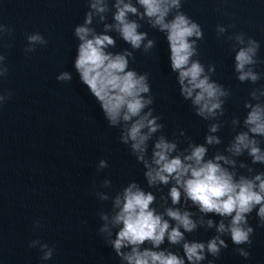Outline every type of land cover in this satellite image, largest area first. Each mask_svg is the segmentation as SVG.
I'll use <instances>...</instances> for the list:
<instances>
[{"label":"water","instance_id":"95a60500","mask_svg":"<svg viewBox=\"0 0 264 264\" xmlns=\"http://www.w3.org/2000/svg\"><path fill=\"white\" fill-rule=\"evenodd\" d=\"M87 10V0H0V23L13 29L10 35L0 36V54L5 56L0 67L9 69L7 76L0 77V92L10 93L9 98L0 101V264H121L106 243V234L99 232L105 223L100 219V212L111 218L112 197L132 180L155 195L150 207L157 212L173 207L193 214L197 228L191 233L185 232L186 240L203 242L206 246L208 240L219 235L225 241L227 247H222L216 257L205 247L206 258L199 264H209V261L264 264V224L256 215L258 206L247 215L248 224L254 230L251 244L235 245L227 233H217L215 227L221 219L227 224L230 218L201 213L183 194L180 203L173 205L168 197L173 181L168 185L148 186L142 163L137 162L128 146L120 143L119 129L109 126L74 68L79 43L74 27L83 22ZM182 11L202 27L198 58L206 70L209 64H214L216 70L211 78L230 89L223 116L205 120L195 114L191 101L180 95L177 74L170 68L165 35L145 21L140 22L142 27L138 30L146 31L148 39L155 40L154 48L148 52L143 47L134 50L112 31L108 34L113 36L116 45L108 51L116 53L127 48L133 52L134 60L130 58L129 67L148 74L154 97L153 114L160 117L161 131L168 139L178 138L179 151L189 143L179 136L184 130L195 144H204L209 134L221 138L220 144L206 145V159L218 152L230 156L226 151L230 141L237 132L246 130L243 118L248 110L244 108V101L251 99V89L264 86V0H182ZM105 22H113L111 13ZM217 25L235 27L217 36ZM91 27L97 33L103 32V23L94 20ZM34 32L43 35L47 44L37 45L33 52L26 54L27 35ZM234 32H243L245 39L251 36L260 43L255 70L262 76L255 84L236 78L234 41L227 38ZM62 71L70 72L72 79L57 80ZM234 116L241 121L235 130L231 125ZM212 123L221 125L216 133L208 131ZM257 139L264 151V137ZM150 154L151 142L149 157ZM231 158L237 161L236 178L240 175L251 178L264 172V164H252L247 151ZM101 159L108 162L106 168H99ZM240 162L248 164L253 171L240 168ZM223 166L232 170L230 165ZM104 180H110L111 185L104 186ZM98 192L107 193L109 199L101 201ZM201 218L204 225L199 223ZM209 219L214 222L211 228L206 223ZM169 222L175 224V221ZM118 227H112L113 239ZM36 239L54 249L51 259H41L39 245L29 247ZM151 247L149 241L141 245V248ZM238 249L250 255L245 258ZM154 250H169L184 256L182 242L173 245L167 238ZM185 264H189L186 257Z\"/></svg>","mask_w":264,"mask_h":264},{"label":"clouds","instance_id":"9594fccd","mask_svg":"<svg viewBox=\"0 0 264 264\" xmlns=\"http://www.w3.org/2000/svg\"><path fill=\"white\" fill-rule=\"evenodd\" d=\"M87 6L83 22L74 27V35L79 41L74 68L81 83L87 86L99 104L109 126L119 129L120 143L128 146L137 162L142 163L148 186L168 185L173 181L168 191L173 205L180 203L183 194L186 200L198 206L201 213L230 218L227 224L221 219L215 225L217 233H227L235 245L251 244L250 236L254 230L248 224L247 215L257 206L256 215L264 224V172H258L251 178L245 175L236 178L237 161L231 157L241 156L247 151L252 164H264V151L257 139L264 137V86L251 89V99L244 101V108L248 110L243 118L246 130L237 132L230 141L226 148L230 156L218 152L206 159V145L220 144L221 138L209 134L204 144H195L184 130L180 131L179 136L189 143L186 149L179 151L178 138L168 139L161 131L163 124L158 122L160 117L153 114L151 105L154 97L148 74L138 73L129 67L130 58L134 60L133 52L129 49L116 53L108 51L116 45L115 39L108 33L115 31L132 49L143 47L145 52L155 47V40L148 39L146 31L138 30L142 27L140 22L145 21L151 28L163 33L168 42L170 68L177 74L180 95L191 101L197 116L208 120L223 116L225 98L231 93L230 89L211 78L216 70L215 65L209 64L206 70L205 64L198 58V41L203 39L201 25L182 11V0H87ZM108 13H111V23L105 22ZM94 20L103 23V32L97 33L91 27ZM234 27L217 25V36ZM12 31L11 27L0 23V36L10 35ZM245 37L243 32H234L227 38L234 41L232 49L236 78L240 82L255 84L262 76L255 70L259 63L260 43L251 36ZM145 40L147 43H144ZM27 42L26 54L33 52L37 45L47 44L39 32L27 35ZM4 59L5 56L0 54V61ZM8 71V66L0 67V77L7 76ZM56 79L70 81L72 75L62 71ZM9 96L7 91L0 92V101ZM240 123V117L234 116L231 120L233 130ZM220 128L219 123H212L208 131L216 133ZM223 165H230L232 170ZM107 166L105 159L99 161L100 169ZM239 167L253 171L245 162H240ZM103 185L108 187L111 181L104 180ZM97 195L101 201L109 199L107 193L98 192ZM155 199L152 192H146L132 180L112 197L111 218L107 213L100 212V219L105 223L100 226L99 232L106 234V243L120 258L121 264H185V257L189 264H199L206 258L205 247L213 257L219 256L222 247H227L219 235L208 240L206 246L203 242L186 240L185 232L191 233L197 228L193 214L173 207L159 213L150 207ZM165 216L169 219H165ZM170 220L175 224L171 225ZM199 223L205 224L203 218ZM206 223L209 228L214 226L211 219ZM116 226L119 227L113 239L112 227ZM165 238L173 245L182 242L184 256L169 250H154L159 249ZM145 241H149L153 247L141 248ZM36 245L40 246L42 260L52 258L53 248L39 239L31 241L29 247ZM124 248L130 250L122 251ZM237 251L245 258L250 255L243 249ZM209 264H213V261H209Z\"/></svg>","mask_w":264,"mask_h":264}]
</instances>
